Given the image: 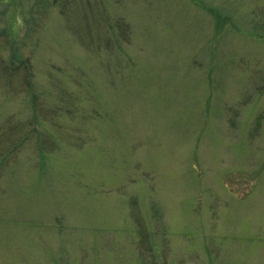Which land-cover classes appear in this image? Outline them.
I'll return each instance as SVG.
<instances>
[{
  "label": "rangeland",
  "instance_id": "rangeland-1",
  "mask_svg": "<svg viewBox=\"0 0 264 264\" xmlns=\"http://www.w3.org/2000/svg\"><path fill=\"white\" fill-rule=\"evenodd\" d=\"M1 126L0 264H264V0H0Z\"/></svg>",
  "mask_w": 264,
  "mask_h": 264
},
{
  "label": "trees",
  "instance_id": "trees-1",
  "mask_svg": "<svg viewBox=\"0 0 264 264\" xmlns=\"http://www.w3.org/2000/svg\"><path fill=\"white\" fill-rule=\"evenodd\" d=\"M208 11L209 12H211V13H213V15H214V20H215V27L217 28V29H221V28H223V27H225V25L226 24H232V25H234L233 24V21L231 20V19H229L228 20V18L227 17H221V15H218V10H213V9H211V8H209L208 9ZM8 24H12L13 22H11V21H8L7 22ZM7 28H5V30H6ZM237 30V29H236ZM216 32V31H215ZM123 33L125 34V36L127 35L126 34V32L124 31V29H123ZM257 34V33H256ZM259 36V35H258ZM257 36V38H259ZM12 56L11 57H13V59H10V61H11V63H1L2 64V68L6 71V75H7V77H6V80L8 79V76H10V75H12L13 73H16V74H18V75H21V73H23V72H27V70L30 68L29 66H28V64H27V60H23V59H21V58H16V52H14L13 51V49H12ZM17 59L18 61H20L22 64L21 65H18V64H12V62L13 61H15L14 59ZM30 78H32V74H26L25 75V77H24V79H25V81H26V79H30ZM7 83L10 85V86H12V81H10V80H8L7 81ZM14 84V83H13ZM26 84H27V89L29 90V93L31 94L30 95V97H31V100H33V94H32V89H33V85H31V83L28 81V82H26ZM5 128H8V129H12L13 127H11V126H6ZM5 128H3L2 126L0 127V145H1V143H2V141H3V139L4 138H9V135H6V134H4L3 132H1V131H6L5 130ZM1 149L2 148H0V151H1ZM0 155H2V153H0ZM0 161H1V159H0Z\"/></svg>",
  "mask_w": 264,
  "mask_h": 264
}]
</instances>
